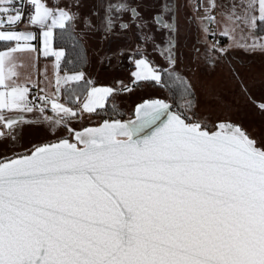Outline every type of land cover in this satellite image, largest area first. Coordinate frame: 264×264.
Returning a JSON list of instances; mask_svg holds the SVG:
<instances>
[{
    "label": "snow or ice",
    "instance_id": "1",
    "mask_svg": "<svg viewBox=\"0 0 264 264\" xmlns=\"http://www.w3.org/2000/svg\"><path fill=\"white\" fill-rule=\"evenodd\" d=\"M195 7L185 43L176 0H0V143L43 132L0 156V264H264V133L235 118L239 99L264 117V80L257 100L234 59L264 54V0ZM97 34L120 42L97 63L131 65L114 86L88 71ZM18 52L52 74L22 79Z\"/></svg>",
    "mask_w": 264,
    "mask_h": 264
},
{
    "label": "rangeland",
    "instance_id": "2",
    "mask_svg": "<svg viewBox=\"0 0 264 264\" xmlns=\"http://www.w3.org/2000/svg\"><path fill=\"white\" fill-rule=\"evenodd\" d=\"M206 2L207 0H176V4L179 5L177 19L181 37L183 38L185 35L188 36V41H185V43H188L189 41L194 42L201 38L202 33L199 31V28L201 27V21L197 16V10L195 6L198 3ZM222 11H225V9H217L219 18L216 19L215 24L218 26V33H220L224 24L226 23L225 18L220 14ZM245 32H247V29H245ZM254 34L258 38L264 39L263 37L257 35L256 30ZM237 36L239 37V32L237 33ZM251 37L252 33H249L245 39H247L248 42H251ZM222 38L224 39L222 44L229 42L227 37ZM119 43L120 42L116 40H101L99 34L92 38V43L88 46V57L91 61L88 71L91 73L92 78L97 82L98 85L114 86L115 80H126L128 72L131 69V65L126 59H124L122 63L118 65V69L115 71L108 69L106 64L101 65L96 62L98 54L103 56L110 50L114 51L116 47H118ZM235 51L237 52V55L234 57V59L237 60L241 70L245 74H251L256 79V87L253 89V92L255 93L254 98L258 100L260 96V84L262 80H264V54H261L259 50L255 51L254 53L245 52L241 49H236ZM113 65H117V61L114 60ZM197 86L200 87L199 84ZM142 93L143 90H136L132 93H122L119 97H117V105L119 110L126 114L134 105V103L138 102V98L140 95H142ZM229 99H234V97H229ZM235 99L239 98L235 97ZM239 104L241 111L235 115V118L242 121L244 126L248 128L250 132H253V134L264 133V117L260 116L254 107L251 104H246L243 99H239ZM42 136L43 132L37 125L25 127L23 129L22 137L16 146L0 143V156L10 155L11 150L13 149L17 152L22 151L23 148L30 147L31 143L38 142Z\"/></svg>",
    "mask_w": 264,
    "mask_h": 264
},
{
    "label": "crops",
    "instance_id": "3",
    "mask_svg": "<svg viewBox=\"0 0 264 264\" xmlns=\"http://www.w3.org/2000/svg\"><path fill=\"white\" fill-rule=\"evenodd\" d=\"M239 2L240 0H217V4H228V3H239ZM218 18H219V14H218ZM33 43L36 44L38 49L40 48V42L38 40L34 41ZM16 56H17V60L15 61L16 67L14 71L18 72L22 79L27 78L29 76L33 80L41 79L45 69H47L49 75L52 74V69L54 65L53 57L46 58L43 55H38L37 53H32L31 55H28L22 52L16 53ZM7 70H8V65L6 62L5 71L7 72Z\"/></svg>",
    "mask_w": 264,
    "mask_h": 264
},
{
    "label": "built area",
    "instance_id": "4",
    "mask_svg": "<svg viewBox=\"0 0 264 264\" xmlns=\"http://www.w3.org/2000/svg\"><path fill=\"white\" fill-rule=\"evenodd\" d=\"M217 18H218V13L216 12V19ZM210 27H211V29H212L213 32H216L217 33L216 39L219 40L220 43H223L224 40L222 39V37L218 33V26H217V24L214 23Z\"/></svg>",
    "mask_w": 264,
    "mask_h": 264
},
{
    "label": "trees",
    "instance_id": "5",
    "mask_svg": "<svg viewBox=\"0 0 264 264\" xmlns=\"http://www.w3.org/2000/svg\"><path fill=\"white\" fill-rule=\"evenodd\" d=\"M256 33H257L258 36L264 38V31H261L260 29H257V30H256ZM3 47H4L3 44H0V50H2ZM69 67H70V65H69ZM178 102H179V97H178Z\"/></svg>",
    "mask_w": 264,
    "mask_h": 264
},
{
    "label": "flooded vegetation",
    "instance_id": "6",
    "mask_svg": "<svg viewBox=\"0 0 264 264\" xmlns=\"http://www.w3.org/2000/svg\"><path fill=\"white\" fill-rule=\"evenodd\" d=\"M11 155V154H10Z\"/></svg>",
    "mask_w": 264,
    "mask_h": 264
}]
</instances>
